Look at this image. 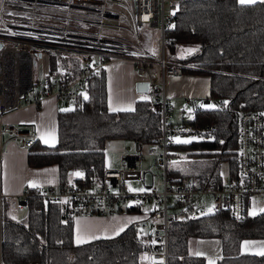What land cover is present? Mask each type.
Wrapping results in <instances>:
<instances>
[{
    "label": "trees",
    "instance_id": "trees-1",
    "mask_svg": "<svg viewBox=\"0 0 264 264\" xmlns=\"http://www.w3.org/2000/svg\"><path fill=\"white\" fill-rule=\"evenodd\" d=\"M164 35L167 58L188 65L181 66V72L207 74L208 95L220 101L218 106L196 111L192 120L210 125V137L169 143L170 148L184 153L167 166L166 173L172 181L189 177L201 185L217 186L221 162L226 161L230 176L236 175L238 111L259 109L264 114V0L246 5L238 0H182ZM188 49L195 51L189 53ZM82 59L62 55L56 67L76 76ZM86 96L77 97L72 107L58 109L55 144L48 146L34 139L27 147L28 165L57 164L59 184L71 172L79 175L70 178L85 183L99 178L105 166L106 142L127 139L145 144L160 131L159 114L152 110L145 93L136 96L130 110L107 109L103 69L89 74ZM24 190L26 212L22 218L4 215L1 210L3 264H140L137 220L113 236L74 243L72 219H63L59 204L44 201L34 187ZM125 211L140 212V203L126 206ZM167 234V264H204L203 256L190 252L188 241L211 236L221 242L216 264H264V255L239 250L241 239L264 237L262 211L245 214L237 222L228 218L226 210L184 217L171 221Z\"/></svg>",
    "mask_w": 264,
    "mask_h": 264
},
{
    "label": "built area",
    "instance_id": "built-area-1",
    "mask_svg": "<svg viewBox=\"0 0 264 264\" xmlns=\"http://www.w3.org/2000/svg\"><path fill=\"white\" fill-rule=\"evenodd\" d=\"M180 1L0 0V135L6 132L10 138H19L22 146L32 144L35 131L31 123L1 122L2 115L24 103L39 104L47 95L74 103L77 97L87 95L89 74L104 69L109 60H127L145 74L141 79L147 81L145 94L152 110L159 114V133L145 144L133 141L131 151L126 145L121 166H104L101 176L88 183L69 178L54 187H35L44 201L59 204L63 219L118 212L127 199L131 201L127 206L151 201L152 207L137 220L140 264H167L168 224L206 213L203 204H191L195 195L212 193L211 211L226 210L228 218L237 222L244 218L250 197L264 194V114L259 109L241 108L237 113L235 176L228 175L225 182L211 186L187 177L172 181L166 173L167 166L184 153L170 148L169 143L177 137H210V125L192 120L195 112L203 108L201 105H220L210 95L185 96L176 104L177 118H170L173 105L165 91L166 83L169 77L181 73V66H188L168 59L164 46V30ZM144 26L159 27L156 52L144 49L139 42L137 31ZM127 32L133 38L126 37ZM43 51L83 58L79 73L71 76L58 67L38 75L36 55ZM142 145L156 155L154 161L161 169L159 190L153 183L155 174L150 171V183L145 184L147 170L140 168ZM1 153L0 144V156ZM127 179L145 186V190L124 188ZM26 196L27 191L23 190L18 196L9 197L10 206L25 205ZM2 197L0 192V237Z\"/></svg>",
    "mask_w": 264,
    "mask_h": 264
},
{
    "label": "crops",
    "instance_id": "crops-1",
    "mask_svg": "<svg viewBox=\"0 0 264 264\" xmlns=\"http://www.w3.org/2000/svg\"><path fill=\"white\" fill-rule=\"evenodd\" d=\"M263 1V0H256ZM106 107L108 110H130L138 95L135 90L136 76L127 60H109L104 64ZM165 86L166 94L172 102H180L185 96L202 97L208 95L209 76L206 74H185L172 76ZM69 102H66V104ZM53 95L43 97L39 104L24 103L18 109L2 115L1 122L15 125L31 123L34 126L35 139L40 144L51 146L56 143V113L66 107ZM117 110V111H118ZM48 143H45V140ZM2 153L0 156V192L3 198L18 196L24 188L56 186L59 184L58 166L48 163L30 166L26 161L28 146L20 145L19 138H10L6 132L0 135ZM69 178L71 176H68ZM68 178V179H69ZM35 185V186H33ZM247 208V206H246ZM143 216V214H142ZM141 216V217H142ZM140 216L131 212H114L108 215H80L72 219V240L86 241L93 237H108L117 234L129 222ZM245 242H249L246 244ZM191 253L204 257V264H216L221 255V242L218 237H195L192 240ZM241 252L260 253L264 250V237L243 238L239 244Z\"/></svg>",
    "mask_w": 264,
    "mask_h": 264
},
{
    "label": "rangeland",
    "instance_id": "rangeland-1",
    "mask_svg": "<svg viewBox=\"0 0 264 264\" xmlns=\"http://www.w3.org/2000/svg\"><path fill=\"white\" fill-rule=\"evenodd\" d=\"M159 33H160V30H159V27H157V26H154V27L144 26L142 28H139L137 31V34H138V39H139L141 46L150 52H156V50H157V47H156L157 37L159 36ZM125 36L128 38H133V36L128 32L125 33ZM60 56H62L60 53L52 52V51H43L40 53V55H36V62H37L36 71H37V74L38 75H46V74H48L49 70L53 69V66H55V68H57L56 64L58 62L56 63V61L60 58ZM63 56L72 57V54H63ZM132 69H133L134 74L136 76V80L145 77V74L143 73L142 70L135 69L133 67H132ZM183 73H185V74H200V75L205 74L204 72H196V73L183 72ZM171 77H169V79ZM169 79H168V81H169ZM138 93L143 94L142 92H138ZM25 94L27 95L28 92ZM170 100L173 101L172 99H170ZM182 100H183V98H182ZM182 100L180 102H182ZM177 103H179V102H177ZM177 103L172 102L173 109H172V112L170 114L171 119L177 118L176 108H175ZM208 105H210V104H206L204 107H208ZM72 106H73V103H67L66 104V107H68V108L72 107ZM126 145L129 146L130 151L133 150L134 143L131 140L114 139V140H110V141L106 142L105 148H104V165H105V167H107V168H109V167L118 168L119 166H121V156L127 152L124 149V147ZM140 152H141L140 168L142 170H147L146 174H145V177H146V183L145 184L147 185L150 183V172H152L155 174V175H153V183L155 184L156 188L159 190L161 188V184H160V170L161 169L154 161V158L156 155L154 153L148 152L146 145H142V149ZM75 174H77V172H71L70 176H73ZM220 174H221V181L225 182L227 180L228 175H229L226 161H223L220 163ZM67 178H69V177H67ZM39 187H41V186H39ZM123 187L128 189V190L131 187L135 191H138L136 189H143V191L145 190V186H141L138 182H136L135 180H132V179L125 180ZM172 197L173 196L169 195V198H172ZM212 198H213V194L210 192L204 193V194H197L193 197L191 204H193V205L203 204V208H204L205 212H209L210 209L212 210ZM130 202H131L130 199L126 200V203H130ZM6 203H8V202L5 198L1 200L2 214L7 215V216H12V217H15L18 219H20L24 216V214L26 212L25 205L15 206V207L10 206V208H7ZM126 203H123L120 205V207H121L120 212H126L125 211V207L127 206ZM152 205L153 204L151 203V201L145 200L141 203V211L140 212H131V213H134V215H136L137 217L138 216L141 217L142 214L144 215V213L147 212L152 207ZM261 209H264V194L252 195L250 197V199L248 200V204H247V208H246V214L251 215V213H256V212L260 211ZM145 219L148 220L149 218L146 217ZM193 239H194V237L190 238L188 241V242H190L189 243L190 249L192 248V240Z\"/></svg>",
    "mask_w": 264,
    "mask_h": 264
},
{
    "label": "snow or ice",
    "instance_id": "snow-or-ice-1",
    "mask_svg": "<svg viewBox=\"0 0 264 264\" xmlns=\"http://www.w3.org/2000/svg\"><path fill=\"white\" fill-rule=\"evenodd\" d=\"M238 2L241 4V5H246V4H253L256 2V0H238ZM146 19V17H145ZM189 53L192 52V51H195L194 49H188L187 50ZM85 99H87V96H85ZM201 107H204L203 105H201ZM208 107H214V105H208ZM112 111H117L118 109H111ZM191 111V110H189ZM49 141L46 139L45 140V143H48ZM176 142L177 143H189L190 141L188 140H180L179 137L176 138ZM77 175H79V173H77ZM35 186V185H33ZM130 191H132L133 189L130 187L129 188ZM138 191H143V189H136ZM211 211V209L209 210ZM260 211L264 212V209H261ZM251 214H255V213H251ZM123 229H121L122 231ZM93 239H95V237H93ZM85 241L81 240L79 237L77 238V243H84ZM246 244H248L249 242H245ZM201 253L197 252L196 255H200ZM259 255H264V250H262ZM210 264H211V261H210Z\"/></svg>",
    "mask_w": 264,
    "mask_h": 264
},
{
    "label": "water",
    "instance_id": "water-1",
    "mask_svg": "<svg viewBox=\"0 0 264 264\" xmlns=\"http://www.w3.org/2000/svg\"><path fill=\"white\" fill-rule=\"evenodd\" d=\"M39 55V53H38ZM135 90L137 92H143L145 93L147 90V81L144 79H138L135 81Z\"/></svg>",
    "mask_w": 264,
    "mask_h": 264
}]
</instances>
